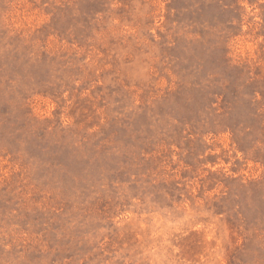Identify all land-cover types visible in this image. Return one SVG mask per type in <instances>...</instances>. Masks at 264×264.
<instances>
[{
	"label": "rangeland",
	"instance_id": "1",
	"mask_svg": "<svg viewBox=\"0 0 264 264\" xmlns=\"http://www.w3.org/2000/svg\"><path fill=\"white\" fill-rule=\"evenodd\" d=\"M0 264H264V0H0Z\"/></svg>",
	"mask_w": 264,
	"mask_h": 264
}]
</instances>
